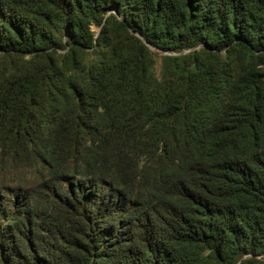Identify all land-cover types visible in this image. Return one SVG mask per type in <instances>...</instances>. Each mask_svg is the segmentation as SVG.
<instances>
[{
    "label": "trees",
    "instance_id": "16d2710c",
    "mask_svg": "<svg viewBox=\"0 0 264 264\" xmlns=\"http://www.w3.org/2000/svg\"><path fill=\"white\" fill-rule=\"evenodd\" d=\"M0 264H264V0H0Z\"/></svg>",
    "mask_w": 264,
    "mask_h": 264
}]
</instances>
